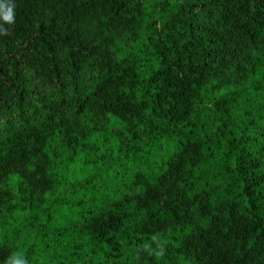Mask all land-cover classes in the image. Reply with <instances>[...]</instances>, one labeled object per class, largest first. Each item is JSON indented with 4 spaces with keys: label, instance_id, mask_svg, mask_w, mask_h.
<instances>
[{
    "label": "trees",
    "instance_id": "16d2710c",
    "mask_svg": "<svg viewBox=\"0 0 264 264\" xmlns=\"http://www.w3.org/2000/svg\"><path fill=\"white\" fill-rule=\"evenodd\" d=\"M10 2L0 264H264V0Z\"/></svg>",
    "mask_w": 264,
    "mask_h": 264
},
{
    "label": "clouds",
    "instance_id": "9594fccd",
    "mask_svg": "<svg viewBox=\"0 0 264 264\" xmlns=\"http://www.w3.org/2000/svg\"><path fill=\"white\" fill-rule=\"evenodd\" d=\"M15 13L14 5L10 0H0V20L4 21L6 24L14 23ZM8 29L0 24V33L7 34ZM154 240L158 241L156 237H153ZM155 255L163 256L164 255V244L163 242H157V250ZM5 264H27V260L21 256L13 255L10 256Z\"/></svg>",
    "mask_w": 264,
    "mask_h": 264
},
{
    "label": "rangeland",
    "instance_id": "374dc122",
    "mask_svg": "<svg viewBox=\"0 0 264 264\" xmlns=\"http://www.w3.org/2000/svg\"><path fill=\"white\" fill-rule=\"evenodd\" d=\"M181 264H188V263H181Z\"/></svg>",
    "mask_w": 264,
    "mask_h": 264
}]
</instances>
